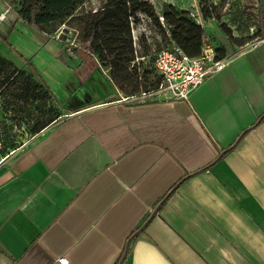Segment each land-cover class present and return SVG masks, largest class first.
Returning a JSON list of instances; mask_svg holds the SVG:
<instances>
[{
    "label": "crops",
    "instance_id": "crops-1",
    "mask_svg": "<svg viewBox=\"0 0 264 264\" xmlns=\"http://www.w3.org/2000/svg\"><path fill=\"white\" fill-rule=\"evenodd\" d=\"M12 6L0 0L2 55L59 118L0 160V264H118L141 227L123 264H264V39L188 100L123 102L141 94Z\"/></svg>",
    "mask_w": 264,
    "mask_h": 264
},
{
    "label": "trees",
    "instance_id": "trees-1",
    "mask_svg": "<svg viewBox=\"0 0 264 264\" xmlns=\"http://www.w3.org/2000/svg\"><path fill=\"white\" fill-rule=\"evenodd\" d=\"M94 1L9 0V3L16 4L13 9L18 19L43 33L55 35L62 26L71 28L82 55L93 56L99 67L108 70L115 87L128 96L158 90L162 83V79L154 74L151 62L143 69L145 61L139 53L140 42L147 44L145 56L150 54L154 44L165 47L166 40L180 47L189 57L202 54L204 29L191 18L188 11L168 4L161 13L163 21H160L152 0H97L96 5L88 8L87 5ZM200 4L204 16L211 18L209 1L200 0ZM142 16L151 20L155 31L153 34L143 31L136 40L134 27L143 22ZM0 37L7 43L6 37ZM258 37L264 39V33ZM225 57L224 49L217 51V60ZM3 114L17 127L34 120L33 135L59 118V110L49 88L0 55V116ZM3 125L0 121V137L6 129ZM8 136H5L6 140ZM11 143H3L0 155Z\"/></svg>",
    "mask_w": 264,
    "mask_h": 264
},
{
    "label": "rangeland",
    "instance_id": "rangeland-1",
    "mask_svg": "<svg viewBox=\"0 0 264 264\" xmlns=\"http://www.w3.org/2000/svg\"><path fill=\"white\" fill-rule=\"evenodd\" d=\"M208 1L211 7V18L205 17L202 13L200 0H152L151 3L154 5L156 13L160 16V21H163L161 13L168 4H172L180 10L188 11L191 18L204 29L202 40L203 49L211 50L214 53L215 59L218 50L224 49L226 52V57L224 59H229L235 53L247 49L262 40L258 35L260 36L264 33V0ZM97 3L98 1L96 0L90 5H87V7L89 8ZM4 21H7V17L1 22ZM142 21L143 22H140L134 27V35L137 39L143 31H150L152 34L153 31H155L151 24V20H148L146 16H142ZM66 29L68 31L67 33L64 32ZM59 32L63 36L71 37V40L74 41L75 32L68 26H62L57 31V33ZM56 34L54 36H56ZM240 43L243 44V46H239ZM173 45L174 44L170 43L168 40H166L164 44L165 48H170ZM139 46V53L144 57L146 54L144 53L146 50L145 46H147V44L144 41L143 43L140 42ZM0 55L3 57L1 50ZM148 63V61L143 63V69L148 67ZM14 65L19 68L16 64ZM8 118L9 117L4 114L0 116V121L4 123L3 127L5 126L6 128L4 134L0 137V149L3 147L5 141H11L12 143L6 148L3 155H0V160L5 154L11 155L14 150L29 142L34 136L32 133L35 125L34 120L25 122V124L17 127V125L11 120H8ZM6 132V135H9L8 140H6L5 137Z\"/></svg>",
    "mask_w": 264,
    "mask_h": 264
},
{
    "label": "built area",
    "instance_id": "built-area-1",
    "mask_svg": "<svg viewBox=\"0 0 264 264\" xmlns=\"http://www.w3.org/2000/svg\"><path fill=\"white\" fill-rule=\"evenodd\" d=\"M61 33L56 34L60 39ZM137 40V38L135 37ZM67 52L71 57H78V46L71 38L65 41ZM143 61L152 63L154 74L162 79L158 90H150L139 96L124 98L123 102H145L161 93L168 92L174 99L188 100L190 94L200 87L205 80L224 69L229 59L217 60L214 53L209 49H203L199 57H189L180 47L173 45L170 48L152 46L149 55L141 58ZM61 264H67L66 259H60Z\"/></svg>",
    "mask_w": 264,
    "mask_h": 264
},
{
    "label": "water",
    "instance_id": "water-1",
    "mask_svg": "<svg viewBox=\"0 0 264 264\" xmlns=\"http://www.w3.org/2000/svg\"><path fill=\"white\" fill-rule=\"evenodd\" d=\"M64 32L67 33V32H68L67 29H66ZM60 39H61L62 41H66V40L68 39V36H63V35L61 34ZM226 152H227V151H222L221 154H220V156L218 157V159L221 158ZM207 168H208V167H206V169H207ZM178 184H179V183H178ZM178 184H177L173 189H171L170 192H169V193H168V194H167V195H166V196L160 201V203L155 207V209L153 210V212H152L150 218L148 219L147 223H148V222H149V221H150L155 215H157V213H158L160 207L166 202V200H167L168 197L171 195V193L177 188ZM147 223H145V224H147ZM143 226H144V225H143ZM143 228H144V227H141V229H140L139 231H136V232L131 236V238L128 240V242H127V244H126V246H125V249H124V253H123V255H122V257H121V259H120V261H119L118 264H123V261L125 260V258H126V256H127V253H128V251H129V246H130V243H131L132 239H133L137 234H139V233L143 230Z\"/></svg>",
    "mask_w": 264,
    "mask_h": 264
}]
</instances>
